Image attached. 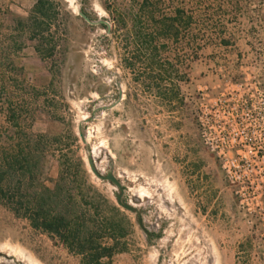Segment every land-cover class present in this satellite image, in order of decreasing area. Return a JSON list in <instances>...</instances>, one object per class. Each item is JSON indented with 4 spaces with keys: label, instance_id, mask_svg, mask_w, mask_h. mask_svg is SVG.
Here are the masks:
<instances>
[{
    "label": "rangeland",
    "instance_id": "374dc122",
    "mask_svg": "<svg viewBox=\"0 0 264 264\" xmlns=\"http://www.w3.org/2000/svg\"><path fill=\"white\" fill-rule=\"evenodd\" d=\"M36 1L0 0V146L15 137L10 116L18 130L45 136V177L55 180L61 166L75 180L82 208L99 222L108 210L93 191L117 207L119 190L89 171L85 150L102 175L113 159L122 198L139 211L145 231L136 215L118 207L130 228L120 240L126 252L111 264H264V230L257 221L248 225L237 209L216 160L198 139L194 115L199 89L224 77L237 81L247 67L264 86V0H161L159 10L182 7L194 23L177 41L155 40L156 53L134 42L125 48L123 34H109L110 27L89 25L78 15L111 26V11H137L143 0H48L56 16L49 31L31 41L18 21L29 17ZM136 51L141 62L127 70L124 60ZM151 71L164 80L146 82ZM116 83L120 106L82 125L89 143L83 146L79 122L116 102ZM213 198L216 212L210 210ZM0 264L81 260L0 205Z\"/></svg>",
    "mask_w": 264,
    "mask_h": 264
},
{
    "label": "trees",
    "instance_id": "16d2710c",
    "mask_svg": "<svg viewBox=\"0 0 264 264\" xmlns=\"http://www.w3.org/2000/svg\"><path fill=\"white\" fill-rule=\"evenodd\" d=\"M152 1L143 0L137 11H111L109 34H123L125 48L134 42L137 49L151 47L156 53L157 48L152 47L155 40L177 41L181 34L190 32L194 23L192 13L182 7L167 13L157 8L161 0ZM55 16L54 7L48 0H37L29 17L18 21V25L32 41L49 31ZM103 28L108 30L105 26ZM182 38L187 39V36ZM43 46L46 45H40ZM40 47H36V52H42ZM47 50L50 49L46 47ZM131 56L124 60V67L134 71L136 64L141 62L142 54L138 51ZM144 79L150 84L164 80L161 74L155 75L154 71ZM7 122L16 133L9 142L0 146V205L15 217L26 219L33 230L58 241L69 253L78 256L81 264H111L115 255L126 252L125 245L120 243L130 228L124 213L94 190V195L108 210L107 217L99 222L95 212L82 208L83 196L78 195L75 180H70L71 177L64 173L61 166L55 180L45 177V153L40 146L46 137L18 130L11 116ZM78 166L81 168V162ZM80 170L85 176V171ZM146 238L148 241L158 239L160 233L147 235Z\"/></svg>",
    "mask_w": 264,
    "mask_h": 264
},
{
    "label": "built area",
    "instance_id": "2783aa9c",
    "mask_svg": "<svg viewBox=\"0 0 264 264\" xmlns=\"http://www.w3.org/2000/svg\"><path fill=\"white\" fill-rule=\"evenodd\" d=\"M211 91H213L211 93ZM198 139L217 162L237 209L264 230V86L245 68L240 79L198 90L194 102Z\"/></svg>",
    "mask_w": 264,
    "mask_h": 264
},
{
    "label": "water",
    "instance_id": "95a60500",
    "mask_svg": "<svg viewBox=\"0 0 264 264\" xmlns=\"http://www.w3.org/2000/svg\"><path fill=\"white\" fill-rule=\"evenodd\" d=\"M78 15L89 25H92V26L103 25L109 30L110 26H109V23L106 21L98 20V21L93 22L87 17V15H85L81 11H78ZM116 87L118 90V97H117V100L115 103H113L110 106H103V107H99L97 109H94L90 118L82 119L79 122V124H78V136H79L80 142L82 143L83 146L88 147L89 143H88V139H87L88 138L87 133L83 131L82 125L87 123L90 120H93L95 118L96 112L106 111V110L112 109L121 102L122 97H123L122 89H121V86L119 83H116ZM85 158H86V163H87V166L89 168V171L97 179H99L100 181H103V182L104 181L109 182V183L113 184L119 190V193H114V198H115L117 207L121 208L124 211L130 212V213H133L134 215H136L138 217L137 224H138L139 228L142 231H145L139 211L137 209H135L133 206H131L130 204L126 203L122 198V195H123L122 186H121L120 182L113 175V169H114L113 159L111 157L109 158L108 169L105 171V175H102L96 169L92 155H91L88 148L85 150Z\"/></svg>",
    "mask_w": 264,
    "mask_h": 264
},
{
    "label": "crops",
    "instance_id": "0c3cea01",
    "mask_svg": "<svg viewBox=\"0 0 264 264\" xmlns=\"http://www.w3.org/2000/svg\"><path fill=\"white\" fill-rule=\"evenodd\" d=\"M118 106H120L119 104H118ZM218 168H219V166H218ZM219 170H220V168H219ZM220 172H221V170H220ZM201 177H202V175H201ZM220 177H221V174H220ZM206 183H207V181H206ZM209 183V182H208ZM213 191H214V189H212ZM214 193H215V191H214ZM218 194H216V196H217ZM216 196H214L215 197V199L217 198ZM214 199V198H213ZM215 199H214V201H212V203H211V208H210V210H213L214 212H216L217 211V206L215 205Z\"/></svg>",
    "mask_w": 264,
    "mask_h": 264
},
{
    "label": "flooded vegetation",
    "instance_id": "af4514ba",
    "mask_svg": "<svg viewBox=\"0 0 264 264\" xmlns=\"http://www.w3.org/2000/svg\"><path fill=\"white\" fill-rule=\"evenodd\" d=\"M93 113V112H92Z\"/></svg>",
    "mask_w": 264,
    "mask_h": 264
}]
</instances>
